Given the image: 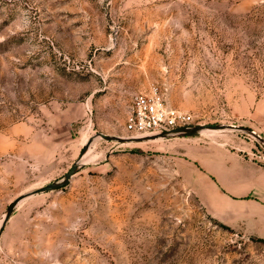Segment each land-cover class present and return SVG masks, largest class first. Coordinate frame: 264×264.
<instances>
[{"label":"rangeland","instance_id":"rangeland-1","mask_svg":"<svg viewBox=\"0 0 264 264\" xmlns=\"http://www.w3.org/2000/svg\"><path fill=\"white\" fill-rule=\"evenodd\" d=\"M154 87L202 130L100 136ZM222 152L264 165V0H0V264H264L195 190Z\"/></svg>","mask_w":264,"mask_h":264},{"label":"crops","instance_id":"crops-1","mask_svg":"<svg viewBox=\"0 0 264 264\" xmlns=\"http://www.w3.org/2000/svg\"><path fill=\"white\" fill-rule=\"evenodd\" d=\"M196 192L219 220L264 238V165L222 152L204 156Z\"/></svg>","mask_w":264,"mask_h":264},{"label":"built area","instance_id":"built-area-1","mask_svg":"<svg viewBox=\"0 0 264 264\" xmlns=\"http://www.w3.org/2000/svg\"><path fill=\"white\" fill-rule=\"evenodd\" d=\"M195 124L192 113L169 104L154 87L134 96L126 127L135 137H144L190 128Z\"/></svg>","mask_w":264,"mask_h":264},{"label":"water","instance_id":"water-1","mask_svg":"<svg viewBox=\"0 0 264 264\" xmlns=\"http://www.w3.org/2000/svg\"><path fill=\"white\" fill-rule=\"evenodd\" d=\"M221 126L223 125H217V128H220ZM229 128H238L237 126L235 125H228ZM201 129V126H193V127H190V128H178L172 132H164V133H161V135L163 136H167V135H170V134H186V135H193L197 132H199ZM251 132L256 135L259 139L263 140V138L254 130H251ZM100 136H102L103 138L105 139H113V140H117V141H142V140H146V139H149V138H156L157 135H153L151 137H134V138H124V137H120V136H110L108 134H105V133H101ZM87 147L84 148V151L82 152V156L84 155V152L86 151ZM79 167V164L78 162L75 163L71 168L70 170L66 173L65 175V178L62 180V181H57V182H52L42 188H39L37 189L36 191H34L33 193H38V192H42V191H50V190H57V189H60L66 185H68L71 181V178L72 176L76 173L77 169ZM16 201L13 202L10 206V209L5 217V220L0 228V237H1V233L7 223V221L9 220L15 206H16Z\"/></svg>","mask_w":264,"mask_h":264},{"label":"bare ground","instance_id":"bare-ground-1","mask_svg":"<svg viewBox=\"0 0 264 264\" xmlns=\"http://www.w3.org/2000/svg\"><path fill=\"white\" fill-rule=\"evenodd\" d=\"M202 129H200V131H201ZM160 137H163V135H157V137L156 138H160ZM86 158H84L82 161H84Z\"/></svg>","mask_w":264,"mask_h":264}]
</instances>
